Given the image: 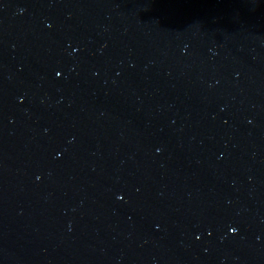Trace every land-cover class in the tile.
Wrapping results in <instances>:
<instances>
[{
  "label": "water",
  "instance_id": "95a60500",
  "mask_svg": "<svg viewBox=\"0 0 264 264\" xmlns=\"http://www.w3.org/2000/svg\"><path fill=\"white\" fill-rule=\"evenodd\" d=\"M0 264H264V0H0Z\"/></svg>",
  "mask_w": 264,
  "mask_h": 264
},
{
  "label": "snow or ice",
  "instance_id": "6c2138e0",
  "mask_svg": "<svg viewBox=\"0 0 264 264\" xmlns=\"http://www.w3.org/2000/svg\"><path fill=\"white\" fill-rule=\"evenodd\" d=\"M55 75L58 77L61 75V73L59 71H56L55 72ZM118 199H122V197H118ZM229 231L232 232V233H236L237 232V229L235 227H230L229 228Z\"/></svg>",
  "mask_w": 264,
  "mask_h": 264
}]
</instances>
